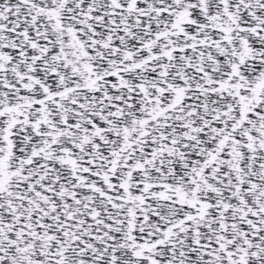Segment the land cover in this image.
<instances>
[{
	"label": "snow or ice",
	"instance_id": "1",
	"mask_svg": "<svg viewBox=\"0 0 264 264\" xmlns=\"http://www.w3.org/2000/svg\"><path fill=\"white\" fill-rule=\"evenodd\" d=\"M0 264H264V0H0Z\"/></svg>",
	"mask_w": 264,
	"mask_h": 264
}]
</instances>
